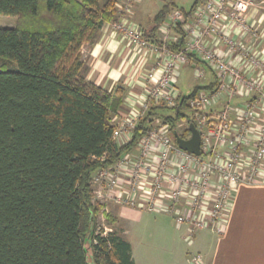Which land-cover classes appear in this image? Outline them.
<instances>
[{
    "label": "trees",
    "instance_id": "16d2710c",
    "mask_svg": "<svg viewBox=\"0 0 264 264\" xmlns=\"http://www.w3.org/2000/svg\"><path fill=\"white\" fill-rule=\"evenodd\" d=\"M199 2L183 11L187 17ZM176 8L173 0L162 7L153 33ZM0 15L17 19L15 28H0V58L18 66L0 70V264H135L129 242L96 230L104 205L93 201V178L136 148L158 118L171 132L185 120L178 131L188 139L190 100L219 81L181 95L171 114L153 105L132 141L118 147L112 119L124 89L108 92L82 75V49L118 20L116 0H0ZM185 42L179 28L177 41L166 45L181 51Z\"/></svg>",
    "mask_w": 264,
    "mask_h": 264
},
{
    "label": "built area",
    "instance_id": "2783aa9c",
    "mask_svg": "<svg viewBox=\"0 0 264 264\" xmlns=\"http://www.w3.org/2000/svg\"><path fill=\"white\" fill-rule=\"evenodd\" d=\"M139 1L116 0L119 19L112 27L135 49L151 51L155 61L142 93H132L128 98L132 111L120 113L113 122L116 145L121 147L132 141L140 121L153 105L162 104L169 109L177 106L181 96L177 75L182 67L191 64L189 55L213 71L219 85L189 102L201 134L200 156L182 150L175 140L174 132L181 137L178 130L183 132L187 122L171 132L169 124L158 118L136 148L95 174L93 201L170 214L178 227L187 226L189 239L206 228L223 234L239 186L264 181L262 81L246 79L237 65L242 59L253 69L264 70L263 61L240 41L254 30L247 18L253 10L264 11V0H200L188 17L180 9L173 10L169 26L181 28L186 34L181 51L166 45L177 38L166 35L163 42L154 43L141 27L127 19L126 15ZM226 26L234 28L240 40L223 31ZM220 44L227 46L225 55L219 49ZM255 91L262 93L261 97L244 103L235 119L231 117L233 109L229 102L219 113L207 112L224 94L231 99L239 92L250 96ZM193 262L201 264L202 256L195 255Z\"/></svg>",
    "mask_w": 264,
    "mask_h": 264
},
{
    "label": "crops",
    "instance_id": "0c3cea01",
    "mask_svg": "<svg viewBox=\"0 0 264 264\" xmlns=\"http://www.w3.org/2000/svg\"><path fill=\"white\" fill-rule=\"evenodd\" d=\"M106 1L104 0L101 4L104 5ZM152 4L151 0H140L131 8L130 14L126 15L127 19L139 27L142 25L141 29L145 36L154 43L163 42L166 35L170 36V39L177 38L179 28L169 26V16L160 29L153 33L154 18L162 8L152 16L154 7ZM182 11L190 12L191 10ZM247 21L250 26L254 27V30L246 38L240 40L234 28L226 26L223 31L229 33L235 40L238 38L244 48L251 53L255 52L264 64V11L253 10ZM152 35H154L153 38H151ZM219 49L224 55L228 51L224 44H220ZM82 53L85 62L82 75L85 79L108 92L114 93L119 89H124L123 105L112 119V122L115 123L120 113L132 111L128 98L132 93H142L147 74L153 68L155 57L151 51H139L132 47L121 33L114 31L112 23L105 24L98 31L96 37L84 45ZM191 61L188 66L195 71V78L205 81L203 86H196L205 87L218 80L216 74L204 64L198 63L195 59ZM200 64L202 65L200 66ZM237 65L246 79L262 81V92L264 93V79H262L264 70H255L242 59L237 61ZM181 75L182 71H179V76L181 77ZM177 86L180 90L178 79ZM261 95L262 93L257 91L252 92L250 96L239 92L230 99L227 94H224V97L219 102L212 104L207 112L210 115L219 113L229 102L233 109L231 117L235 119L244 103L248 100H257ZM261 105L263 106L260 113L264 118V104ZM134 209L150 212L139 208ZM170 227L173 243V250L169 251L170 264H189V260L191 264H195L193 257L197 254L202 256L201 264H264V181L254 185L239 186L231 202L229 221L223 234L206 228L189 239L186 225L178 227L171 224ZM127 233L128 230L123 232L124 240H126L124 235ZM130 245L132 249V244L130 243ZM132 259L137 264L133 254ZM153 262H156V258H153Z\"/></svg>",
    "mask_w": 264,
    "mask_h": 264
},
{
    "label": "rangeland",
    "instance_id": "374dc122",
    "mask_svg": "<svg viewBox=\"0 0 264 264\" xmlns=\"http://www.w3.org/2000/svg\"><path fill=\"white\" fill-rule=\"evenodd\" d=\"M151 1L154 6L152 15L154 16L170 0ZM103 2L104 0H101V3ZM195 2L196 0H173L178 9L185 11H190ZM16 25L17 19L15 17L0 15V28H15ZM141 27L143 26L141 25ZM0 70L17 71L18 66L12 61L0 58ZM179 71H182V75L180 77L178 72L177 79L183 97L189 96L196 85H204L205 81L196 79L195 71L189 66L182 67ZM192 111L191 109L185 110V113L192 115ZM171 113L172 110L170 109L166 111V114ZM182 122L186 124L185 120L180 123ZM186 128L185 125L183 129ZM105 213L117 217L118 222L114 226L110 225ZM171 224H175V222L170 214L150 213L134 208H125L113 202H107L96 217V230L102 232L103 235L114 231L123 237V232L128 230L124 238L132 244V254L137 264H170L171 255L169 251L170 249L173 250L171 230L169 229ZM153 258H156V262H153ZM189 264H191L190 260Z\"/></svg>",
    "mask_w": 264,
    "mask_h": 264
},
{
    "label": "water",
    "instance_id": "95a60500",
    "mask_svg": "<svg viewBox=\"0 0 264 264\" xmlns=\"http://www.w3.org/2000/svg\"><path fill=\"white\" fill-rule=\"evenodd\" d=\"M191 128V137L189 139H183L179 136L177 132H174V137L177 142V145L182 150H185L196 156L201 155V134L196 128V125L192 123Z\"/></svg>",
    "mask_w": 264,
    "mask_h": 264
}]
</instances>
